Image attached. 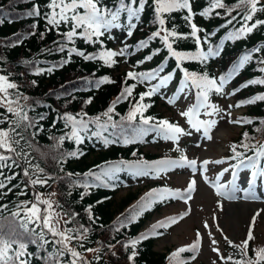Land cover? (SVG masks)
Returning <instances> with one entry per match:
<instances>
[{
	"label": "snow or ice",
	"instance_id": "obj_1",
	"mask_svg": "<svg viewBox=\"0 0 264 264\" xmlns=\"http://www.w3.org/2000/svg\"><path fill=\"white\" fill-rule=\"evenodd\" d=\"M46 12H41L40 6L33 3L32 9L27 13L29 16L40 17L43 15L47 30L56 31L61 39L53 41L55 49H45L44 51L52 53L67 52V59H62L58 65H53L47 68L36 67L35 75H40L44 72L51 73L55 68L63 67L71 61L73 54L82 57L85 61L99 60L106 66L112 67L118 61L117 57L125 56L128 52V44H124L118 50L107 48L104 44V37L113 38V30L122 29L128 37L134 35V31L138 28V22L142 20V13L146 11V7H151L153 12V24L156 30L152 31L147 39H141L136 44V49L147 48L149 42L159 39L162 42L163 48L167 50L165 61L156 69L146 72L128 71L124 86L116 99L111 105L101 114L95 117H88L86 112L68 113L65 112L59 116L63 121L64 128L67 130L59 137L50 136L49 139L56 141L54 147L62 146L65 140L73 141L76 145L83 144L85 139L95 138L102 142L105 147L111 144L122 142L124 145L130 143L144 142V138L149 134H154V139L159 138L165 141H172L178 145L182 136L191 135V131L186 130L177 123H172L168 119H157L153 116H146L145 112L152 105L145 103L146 98H151L153 95L160 93L162 87H166L168 82L173 79L175 70L168 72L161 76L160 73L165 71L166 61L168 57L174 58L176 61V69L183 74V79L180 86L176 89L174 97H165L169 104H174L181 96L187 99L188 95L195 90V102L187 108V110L180 113L181 116L187 118V123L191 129L197 132L203 131V135L208 140L212 139L210 131L217 125V116L224 119L225 116L230 117L231 113L220 108L217 104L211 102V95H235L239 89H234L230 93H225V86L233 79L234 75L244 67L245 63L251 59V54H246L236 63L233 69L227 74H222L218 78L211 77L207 72L197 74L189 72L182 65L185 61H199L202 64L208 62L210 57H215L220 54V50L214 47H208L205 51L202 47V38L199 33L202 31L196 23L193 22L196 13L193 10L191 0H115L113 6H108L105 0H46ZM215 9H226V15L231 16L233 11L237 12L236 16H231L227 20V24H232L233 21L241 17L242 23L228 39H240L247 34L253 32L260 25H264V19H256L254 17L258 12H264V3L262 0H237V3L228 7L223 0H210L209 7L200 13L202 16H209ZM182 11L184 20L190 27V32L185 34L178 32L174 28L170 29L167 26L168 17L174 13ZM219 15V13H216ZM123 17V19H122ZM4 19L0 18V24H3ZM10 22V21H9ZM36 24L31 27L36 28ZM66 29V30H62ZM34 33H30L32 35ZM41 38H44V33H41ZM193 39L197 45L195 53L179 51L174 47L178 40ZM77 39L82 40L89 45H100L98 51L86 54L85 51L78 49L75 46ZM22 36H17L12 46L20 43ZM206 42V41H205ZM73 46L69 47L68 45ZM253 51H259L254 49ZM160 48L153 49L150 55H147L144 60L151 61L154 56L159 55ZM144 61H140L143 63ZM26 64H33L34 61H24ZM264 64V61H261ZM264 72V68L260 69ZM9 74H0V190L7 189L11 192L14 187H8L13 180L16 179L18 173L5 175V169L11 171L13 168H20L25 178V188L36 186L44 187L48 185L49 180L54 179L50 174L45 172V169L39 164H32L31 152L28 149L36 150L34 144L35 138L40 132L44 131L43 125L40 121L45 119V116L30 117L29 111L34 110L31 105L26 102L29 97L19 91V85L10 79ZM159 80V83L150 85V87L139 93L138 99L130 102L129 109L126 115H121L116 111L117 104L128 101L133 97V92L136 84H128L129 80L137 83L151 82L152 80ZM33 85L36 81H31ZM91 83V81L89 82ZM105 83H114L109 77L104 76L95 81V86L99 87ZM248 84L264 85V79L248 81L242 87H247ZM22 101L24 103H22ZM257 101H264V94L257 95L246 101H240L232 107H241L244 104H254ZM91 100L87 101L90 103ZM204 115L209 119H200ZM119 117V119H115ZM231 124H251L253 121L248 118L229 119ZM55 121L52 127H55ZM264 124V121H261ZM93 127L95 130H93ZM256 131H262L256 129ZM107 133V135H105ZM250 140L247 132L243 133V139L239 144L233 143L230 147V155L224 159L208 160L205 159L199 162L196 159H189L187 156L181 154L179 159L160 158L154 161H148L140 156L137 160L119 161L114 164H107L106 167L97 165L99 172L89 170L87 173H66L67 177L74 175L83 176V181H74L73 185L87 190L91 187H98L101 184L111 185V182L118 179L117 173L128 171L134 178H150L158 179L162 175L179 168L191 169L193 176L199 171L207 172L209 164H224L228 161H235L229 163V166L224 168L216 177L215 180H209L207 175L203 176L206 183H209L216 191L217 195L225 196L229 199L234 198L232 193L241 191L235 183L237 175L241 169L250 170V179H247V187L242 189L245 193V198H248L249 193L254 187L258 178L264 179V144H251L245 141ZM238 149H243L240 151ZM179 150V149H177ZM251 152L252 155H248ZM44 154L41 153V156ZM70 158H79L83 155L82 151L75 150L62 153L57 159L58 163L64 162V156ZM133 156L137 153L133 152ZM231 170L232 179L227 183H220L221 177L224 173ZM63 171V168H61ZM196 190V180L193 178L189 181L186 188L172 189L167 186L150 189L140 200L127 210V214H121L122 219L118 217L119 225L115 231L119 232L121 228L128 227L129 224L135 222L144 212L152 210L157 204H163L168 200L180 199L186 204L192 199V193ZM25 191H21L19 195H26ZM70 194V193H69ZM6 195V193H0ZM56 193H49L45 197L44 193L33 192V199L20 201L15 205V210H12L7 216L2 213L8 209V205H0V264H33V258H37L42 264H92L82 251L97 253L94 256L95 261L101 259L98 255L100 248H84V242L88 239L90 229L83 224L72 225L76 220L78 213L69 212L63 209L57 201L53 200ZM83 199V194L81 195ZM185 211L179 216L166 217L163 220L157 221L153 224L150 230L146 233L140 234L138 237L121 243L122 248L130 253L127 255L129 264H135L138 255L137 245L147 240L151 235H162L163 233L157 231L160 228L170 227L177 223L189 214ZM89 220L95 223L91 215V210L88 209ZM257 212L252 217V222L249 226L246 238L235 243L226 235L223 236L225 242L232 248L237 250L239 259L232 255L225 256L222 254L218 241L213 237L211 231L208 232L210 238V250L216 254L217 259L212 264H264V246H258L250 249V242L254 241L253 226L256 221ZM215 219V217H213ZM207 229L209 225L204 223ZM217 230H222L217 225ZM202 234L197 230L195 240L187 245L182 246L170 253L168 259L173 264H188V261L183 259L181 254L185 252L196 253L200 250L202 245ZM34 246L33 251H29V246ZM51 246V251H49ZM109 250L113 249L115 245H108ZM252 255H249V252ZM43 253L42 255H37ZM116 255L115 252L112 253ZM192 260L196 256L191 257Z\"/></svg>",
	"mask_w": 264,
	"mask_h": 264
},
{
	"label": "trees",
	"instance_id": "obj_2",
	"mask_svg": "<svg viewBox=\"0 0 264 264\" xmlns=\"http://www.w3.org/2000/svg\"><path fill=\"white\" fill-rule=\"evenodd\" d=\"M115 0H105L108 6H113ZM225 5L232 7L237 3V0H223ZM33 3L40 6L41 12H46V0H0V18L4 19V23L0 24V74H11L10 79L19 85V91L28 96L26 102L31 105L34 110L29 111L30 117H38L39 115L45 116V119L40 121L43 125L44 131L40 132L35 138L34 144L36 150L28 149L31 152L32 164H39L40 167L45 169V172L50 174L54 179L49 180L48 185L44 187L36 186L34 189L31 187L25 188V178L23 177L20 168H13L11 171L5 169V175L18 173L15 180L12 181L8 187L17 185L11 192L7 189L0 190V205H8V209L2 214L7 216L12 210H15V205L24 200L33 199V192H41L48 194L54 192V200L63 206L64 210L69 212L78 213L76 220L72 225L83 224L90 229L87 241L84 242V248H100L101 259L97 262L93 258L97 253L83 251L84 256L92 261V264H129L127 255L131 250L126 252L121 243L138 237L142 233L150 230L151 226L157 221H151L154 214L158 213L163 208L177 202L178 199L168 200L163 204H157L150 211L144 212L135 222L128 225L126 228H121L119 232L115 228L119 225L121 214H127V210L135 205L142 196L145 195L150 189L167 186L172 189L175 188L170 181L169 174L176 169L162 175L158 179L150 178H134L128 171L117 173L118 179L112 181L115 187L111 185L101 184L98 187H91L85 190L81 187L73 185L74 181H83V176L67 177L66 173H87L90 169L99 172L96 166L100 165L106 167L107 164L118 163L119 161H135L140 156L148 161H154L160 158H180L184 154L182 144L183 139L187 136H182L178 145L172 141H165L163 139H154V134H149L144 138V142L130 143L124 145L122 142L111 144L105 147L102 142L93 139H85L83 144L76 145L73 141L65 140L60 147H54L56 141L49 139L50 136L59 137L65 131L63 121L59 116L65 112L76 114L86 112L88 117H95L103 113L111 103L116 99L124 86V79L128 71L146 72L158 68L162 62L165 61L167 50L163 48L162 42L157 38L149 42L147 48L136 49V44L141 39H147L152 31L156 30L153 24V12L151 7H146V11L142 13V20L138 22V28L134 31L132 37H128L124 30L116 29L114 40L104 37V44L107 48L118 50L124 44H128V52L125 56L117 57V63L112 66H106L102 61L92 60L85 61L82 57L73 54L71 61L63 67L55 68L53 72H44L40 75H35L34 70L36 67L47 68L61 63L62 59H67V52L52 53L44 51L45 49H55L53 41L61 39L56 31H48L43 15L40 17H33L27 15L32 9ZM193 10L196 13L193 22L202 29L199 35L202 38L201 47L206 51L208 47L218 48L220 54L215 57H210L205 64L199 61H185L183 67L189 72L203 74L207 72L211 77H219L222 74L230 72L236 63L246 54H251V59L245 63L233 79L225 86V93H230L234 89H239L235 95H211V102L220 107L221 101L226 97L232 98V105L240 101H246L257 95L264 94V85L261 84H248L247 87H242L248 81L264 79V72L260 69L264 68V25L258 26L252 33L240 39H228L229 35L233 33L242 23L241 17L233 21L232 24H227L226 21L231 19V16H236L237 12L233 11L231 16L226 15V9H215L209 16H202L200 13L209 7L210 0H191ZM264 3V0H262ZM219 13L217 15L216 13ZM186 13L182 11L172 13L167 19V26L174 28L181 33H189L190 27L184 20ZM123 19V17H122ZM256 19H264V12H258L252 22ZM10 21V22H9ZM36 24V28L31 26ZM62 30H66L63 29ZM30 33H34L30 35ZM41 33H44V38H41ZM17 36H22L20 43L12 46ZM115 41L116 45L112 42ZM206 41V42H205ZM73 46L72 44L68 45ZM75 46L85 51L86 54L93 53L99 50L100 45H89L82 40L77 39ZM174 47L179 51L195 53L197 45L190 37L188 39L178 40ZM160 48L159 55L153 57L151 61H145L144 58L150 55L153 49ZM259 49V51H253ZM34 61L33 64H26L24 61ZM140 61H144L140 63ZM176 61L172 57H168L166 61L165 71L160 73L161 76L166 75L168 72L175 70L173 79L168 82L166 87H162L160 93L153 95L151 98H146L145 103L152 106L145 112L146 116H153L157 119H168L172 123H177L181 127L190 131V126L187 123L181 124L180 120L174 117L173 112L168 106L164 98L161 97V92L168 87L172 88L173 94L180 86L183 79V74L180 70L176 69ZM107 76L114 83H105L99 87L95 86V81ZM35 80L36 84L33 85L31 81ZM91 81V83H89ZM159 83V80H152L150 83H137L136 81L129 80L128 84H136L133 92V97L128 101H123L116 106V111L121 115H126L130 102L138 99L139 93L146 91L150 85ZM192 104L195 102V90L190 94ZM91 100L90 103L87 101ZM22 103H24L22 101ZM242 110L237 116V119L248 118L253 121L251 124H239V131L230 136L227 141V152L223 155V159L232 155L230 152V145L233 143L239 144L243 139V133L249 134L250 140L245 141L251 144H264V101H257L254 104H244L237 108ZM3 109H0L2 112ZM209 119V117H206ZM119 119V117H115ZM55 127H52L53 122ZM261 129L262 131H256ZM93 130L94 127H93ZM107 135V133L105 134ZM188 142L186 141V144ZM162 145L159 151L152 150L151 146L156 147ZM179 149V150H177ZM79 150L83 152L79 158H70L64 156V162L58 163L54 157H59L62 153ZM243 151V149H238ZM136 152L137 155L133 156L132 153ZM41 153L44 155L41 156ZM248 155H252L248 152ZM235 163V161L226 162ZM264 163V161H262ZM63 168V171H61ZM136 185V189L129 190L120 199L116 200L115 196L123 188ZM185 189V188H184ZM183 190V188L181 189ZM21 191H25L26 195H19ZM70 193V194H69ZM83 194V199L81 195ZM95 220L92 223L89 220V212ZM163 220V219H161ZM160 221V220H159ZM172 224L167 228H160L157 231L163 233L162 235H151L147 240L141 241L137 245L138 255L135 264H173L168 257L170 253L175 251L168 249L166 251H158L154 249L155 243L158 239L165 236L175 225ZM254 241L250 242V249L258 246H264V235L259 237L255 236ZM246 238V235L234 241L239 243ZM115 245L109 250L108 245ZM222 254L225 256L232 255L234 258L239 259L237 250L230 247L223 238H221ZM34 246H29V251H33ZM49 246V251H51ZM115 252L116 255L112 253ZM38 253L37 255H42ZM196 253L185 252L181 256L188 261V264H195L191 257ZM249 255H252L250 250ZM33 264H42L37 258H33ZM197 264H206L198 262ZM219 264V261L218 263Z\"/></svg>",
	"mask_w": 264,
	"mask_h": 264
},
{
	"label": "rangeland",
	"instance_id": "obj_3",
	"mask_svg": "<svg viewBox=\"0 0 264 264\" xmlns=\"http://www.w3.org/2000/svg\"><path fill=\"white\" fill-rule=\"evenodd\" d=\"M114 31L116 30H113L112 35H114ZM112 40H114V36ZM112 43L116 44L115 41ZM160 95L166 102L165 97H174L171 87L163 90ZM190 103L191 97L189 95L187 99L181 96L174 104L167 102L174 117L178 118L181 124H186L187 118L181 116L180 113L187 110ZM230 104L232 105L231 97L226 96L221 101L220 108L226 110V112H230L231 116H225L224 119H220L219 116L215 117L218 123L210 131L211 140L204 137L202 130L197 132L191 128L192 134L187 135L183 140H181L182 138L180 139L182 141L180 144L184 145L185 156L189 159H196L198 164L205 159H223V155L227 152L229 137L240 130L237 124H231L228 121L229 119H237L242 110L233 107L229 108ZM199 118L203 119L202 116ZM186 141L188 142L187 144ZM161 147L162 145L160 144L156 147L151 146V149L159 151ZM225 164H209V170L206 173L201 170L195 176H193L191 169L188 168H179L178 172L174 171L172 174H169L172 186L181 189L186 188L189 181L194 178L196 180V190L192 193V199L187 204L178 200L153 215L150 222L159 221L170 216H178L179 213L190 209L188 215L179 220L165 236L156 241L154 249L166 251L187 246L195 240V234L198 230L202 234L203 239L200 250L196 252L195 264L198 262L212 264L217 257L210 250L208 232L211 231L213 233L212 238L218 241V246L222 250L221 238L226 235L233 241L242 239L247 235L252 217L257 212L260 214L256 216L253 234L259 237L264 235V184L260 185L256 190H251L252 195L245 198L242 189L247 187L246 181L250 178L245 174H239L235 183L241 191L232 193L234 198L229 199L225 196L217 195L215 189L203 179V176L207 175L209 180H215V177L224 169ZM230 180V174L227 172L221 177L220 183H227ZM129 188L134 190L136 189V185L121 189L116 194L115 199L118 200L123 197ZM48 194H44L45 197ZM52 199L54 200V197ZM205 222L209 225L207 229L204 227ZM217 225H219L222 232L217 230Z\"/></svg>",
	"mask_w": 264,
	"mask_h": 264
}]
</instances>
